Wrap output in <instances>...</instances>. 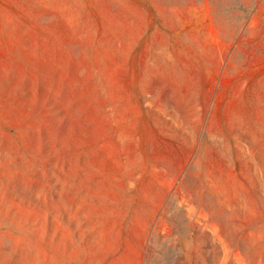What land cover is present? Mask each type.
Masks as SVG:
<instances>
[{"label":"rangeland","instance_id":"1","mask_svg":"<svg viewBox=\"0 0 264 264\" xmlns=\"http://www.w3.org/2000/svg\"><path fill=\"white\" fill-rule=\"evenodd\" d=\"M263 68L264 0H0V264H264Z\"/></svg>","mask_w":264,"mask_h":264},{"label":"crops","instance_id":"2","mask_svg":"<svg viewBox=\"0 0 264 264\" xmlns=\"http://www.w3.org/2000/svg\"><path fill=\"white\" fill-rule=\"evenodd\" d=\"M198 22L195 30L197 32V37H199L198 47L200 49L209 48V31H211V40L214 31V23L213 21ZM205 40V42H202ZM210 54H212L210 52ZM205 53L199 52L198 54V64H197V77H196V104H198V109L203 108L205 103L210 101H214L205 98L203 95L206 93L213 94L214 87V76H215V65L214 57L210 59L205 57ZM261 75L255 78L254 84L249 88H243L240 91L238 101L235 102L234 98L229 97V104L224 105V108H228L229 112H235V118L238 120V129L241 134H247V129L254 128L256 130H260L262 127L261 121V113L264 112V68L261 70ZM241 84V83H240ZM206 89V90H205ZM212 89V91L210 90ZM225 97L221 98V101L217 104H222L224 102ZM228 105V106H227ZM219 109V107H217ZM224 127L225 125L222 124ZM260 134V132H259Z\"/></svg>","mask_w":264,"mask_h":264}]
</instances>
